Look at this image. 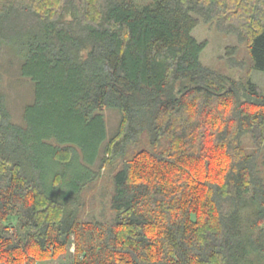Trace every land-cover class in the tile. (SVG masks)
Masks as SVG:
<instances>
[{
    "label": "trees",
    "instance_id": "trees-1",
    "mask_svg": "<svg viewBox=\"0 0 264 264\" xmlns=\"http://www.w3.org/2000/svg\"><path fill=\"white\" fill-rule=\"evenodd\" d=\"M200 18L264 71V0H0V264L75 244L65 264H264V91L203 65ZM14 64L33 86L21 120ZM120 157L95 240L84 193Z\"/></svg>",
    "mask_w": 264,
    "mask_h": 264
},
{
    "label": "rangeland",
    "instance_id": "rangeland-1",
    "mask_svg": "<svg viewBox=\"0 0 264 264\" xmlns=\"http://www.w3.org/2000/svg\"><path fill=\"white\" fill-rule=\"evenodd\" d=\"M134 1L140 6L149 5L154 2V0ZM65 3L68 5V8H73L74 6L80 7V5L83 4V0H65ZM68 16L71 17V13H69ZM192 35L199 42L205 43V47L200 56L204 66L229 75L235 79L243 80L245 77L250 76L264 91V71L253 70L251 68L249 47L246 43L240 41L237 35L220 30L216 21L207 22L202 18H200L199 24L193 29ZM230 47L235 48L234 55L232 56L234 63H231L228 59L227 52ZM6 58L5 56L3 60H6ZM242 62L243 64H241ZM16 67L17 66L14 64L12 69L10 68L11 70L3 75L4 78L2 79L1 85L9 99L14 102L13 108L17 113H15V117L18 119L23 107L33 99V86L17 75L15 70ZM104 115L107 121L108 134H110L111 131L117 127L120 116L116 111L109 109L104 112ZM149 141L150 139L147 134L143 136L137 145H132L129 148L127 151V159L144 145L151 150L152 148L150 147ZM163 143L166 142L164 141ZM245 143L249 150L254 148L252 141L247 139ZM261 153L262 154H259V158L264 155V144ZM121 158L122 157L113 159L109 166L103 168L101 176L92 186L93 188L84 193L86 208L83 210V219L91 222L94 228L92 229L93 231L89 233V237L92 239L97 240L100 236L101 228L109 226L116 217V213L111 208L110 202L114 191L113 177L117 169L123 164V159ZM88 188H91V185ZM75 248L77 249L76 244L67 247L66 251L62 253L51 254L41 258L42 260L39 259L33 264H65L70 262L72 258L71 251L75 250ZM123 263L126 264V262Z\"/></svg>",
    "mask_w": 264,
    "mask_h": 264
}]
</instances>
